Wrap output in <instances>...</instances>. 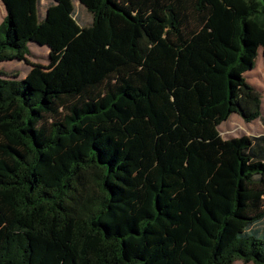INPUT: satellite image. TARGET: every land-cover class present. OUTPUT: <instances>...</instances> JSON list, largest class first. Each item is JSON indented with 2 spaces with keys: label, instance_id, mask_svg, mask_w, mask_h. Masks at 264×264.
I'll use <instances>...</instances> for the list:
<instances>
[{
  "label": "trees",
  "instance_id": "trees-1",
  "mask_svg": "<svg viewBox=\"0 0 264 264\" xmlns=\"http://www.w3.org/2000/svg\"><path fill=\"white\" fill-rule=\"evenodd\" d=\"M78 1L1 0L0 264H264V0Z\"/></svg>",
  "mask_w": 264,
  "mask_h": 264
},
{
  "label": "rangeland",
  "instance_id": "rangeland-1",
  "mask_svg": "<svg viewBox=\"0 0 264 264\" xmlns=\"http://www.w3.org/2000/svg\"><path fill=\"white\" fill-rule=\"evenodd\" d=\"M51 3L53 4L54 0H40L39 7L41 11L44 12L46 7ZM0 16L2 17V12H0ZM70 18L79 28H85V24L89 22L91 16L83 7L79 5L78 0H72V11L70 13ZM29 49L31 51L30 56H28L29 62L38 63L44 66L49 63V53L51 49L48 45H39L36 42H31ZM0 69L5 70L6 72L17 71L19 73V77H23L25 72L28 70V66L22 61L8 60L0 62ZM244 76L250 84L260 91L262 95L261 108L262 113L264 114V61L262 60L260 50L256 57L254 68L246 71ZM218 132L222 138L238 137L241 135L252 136L263 133L264 127L259 119H255L251 122H245L240 116L234 113L218 126ZM233 264L243 263L239 260H236L233 262Z\"/></svg>",
  "mask_w": 264,
  "mask_h": 264
},
{
  "label": "crops",
  "instance_id": "crops-1",
  "mask_svg": "<svg viewBox=\"0 0 264 264\" xmlns=\"http://www.w3.org/2000/svg\"><path fill=\"white\" fill-rule=\"evenodd\" d=\"M0 7H1V9H2V11H1V9H0V12H2V17L0 18V22H1V20H2V18H3V16H4V6H3V4H2V2H1V0H0ZM42 14H43V11H42ZM41 14V15H42ZM262 105V104H261ZM264 127V126H263ZM264 133V132H263ZM262 134V133H261ZM257 135H259V134H257ZM252 136H256V135H252Z\"/></svg>",
  "mask_w": 264,
  "mask_h": 264
},
{
  "label": "water",
  "instance_id": "water-1",
  "mask_svg": "<svg viewBox=\"0 0 264 264\" xmlns=\"http://www.w3.org/2000/svg\"><path fill=\"white\" fill-rule=\"evenodd\" d=\"M165 24H167L169 27H172V19L169 14H168L167 20L165 21Z\"/></svg>",
  "mask_w": 264,
  "mask_h": 264
}]
</instances>
